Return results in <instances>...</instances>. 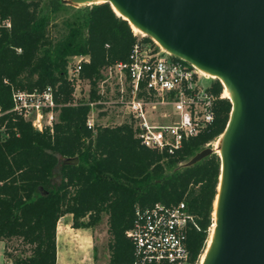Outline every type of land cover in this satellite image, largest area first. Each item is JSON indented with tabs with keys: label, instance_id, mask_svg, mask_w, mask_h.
I'll return each instance as SVG.
<instances>
[{
	"label": "trees",
	"instance_id": "obj_1",
	"mask_svg": "<svg viewBox=\"0 0 264 264\" xmlns=\"http://www.w3.org/2000/svg\"><path fill=\"white\" fill-rule=\"evenodd\" d=\"M0 19L10 22L0 27L1 108L11 107L13 88L48 84L57 86L55 99L61 104L52 132L37 131L9 113L0 117V240L6 254L16 262H53L61 216L70 214L74 228H90L106 214L109 260L130 262L133 244L126 231L136 207L184 200L197 217L198 228L187 235L190 260L195 261L213 225L220 158L214 152L184 164L224 131L230 100H217L210 128L171 155L143 146L126 122L91 130L86 126L89 106L70 104L68 60L89 56L80 75L93 87L104 65L128 58L136 40L129 22L108 2L75 7L63 0H0ZM142 39L153 43L146 35ZM213 86L216 93L223 89L218 79ZM74 157L77 163H62ZM13 241L22 248L19 254L10 246Z\"/></svg>",
	"mask_w": 264,
	"mask_h": 264
},
{
	"label": "water",
	"instance_id": "obj_2",
	"mask_svg": "<svg viewBox=\"0 0 264 264\" xmlns=\"http://www.w3.org/2000/svg\"><path fill=\"white\" fill-rule=\"evenodd\" d=\"M94 1L63 0L72 6ZM99 1L231 90L214 237L201 264H264V0ZM212 153L207 146L184 165Z\"/></svg>",
	"mask_w": 264,
	"mask_h": 264
},
{
	"label": "built area",
	"instance_id": "obj_3",
	"mask_svg": "<svg viewBox=\"0 0 264 264\" xmlns=\"http://www.w3.org/2000/svg\"><path fill=\"white\" fill-rule=\"evenodd\" d=\"M1 26L9 27L10 22L0 19ZM134 35L136 40L128 58L104 65L93 87L80 75L89 56L69 58L66 79L73 87L70 104L89 106L87 128L95 130L96 126L126 122L132 125L143 146L171 155L182 148L185 140L210 128L215 119V103L225 98L223 89L216 93L213 80L217 78H208L192 63L162 50L153 39L152 43L144 41L143 34ZM84 82V95L77 98L76 91ZM56 92L57 86L49 84L32 90L13 88L12 105L7 110L0 106V117L9 113L29 121L37 131L52 132L61 105L55 99ZM0 133H4L2 126ZM205 145L214 149L211 142ZM134 213L133 224L126 231L133 244L132 261L115 263L83 256L75 261L56 258L42 264H198L197 260H190L187 248L188 232L198 228L197 217L184 200L136 207ZM3 264L41 263L16 262L7 256Z\"/></svg>",
	"mask_w": 264,
	"mask_h": 264
},
{
	"label": "rangeland",
	"instance_id": "obj_4",
	"mask_svg": "<svg viewBox=\"0 0 264 264\" xmlns=\"http://www.w3.org/2000/svg\"><path fill=\"white\" fill-rule=\"evenodd\" d=\"M85 5H91V4H85ZM80 5V6H85ZM79 7V6H75ZM139 34V33H137ZM139 36V35H138ZM84 88H85V82L80 85L78 90L76 91V96L79 98L80 96L84 95ZM101 121V119H99ZM222 135L219 134L218 136L211 139L209 142H211L213 145H215V142L219 139V137ZM205 147H207L205 145ZM215 149V147H214ZM213 218V217H212ZM59 234L62 233L65 235L66 239L69 240L71 243H68L71 245V249L75 250L74 253L79 255V257H87L92 256L95 259L98 260H109V250H108V242L110 240V235L108 233V224H107V215L103 214L101 220L98 224H96L93 227L90 228H74L71 225V215L66 214L63 216L59 223ZM211 228H209L208 236H210ZM74 229H80L78 230V235H76V230ZM87 236L89 242L88 243H80V237ZM207 236V239L205 240V245L202 250V252L197 257V263L199 264V261L201 263V258L203 256L202 253H204L206 244H208L209 237ZM17 242L13 241V243L10 244V246L14 247V251L19 254V251L22 249L20 246H16ZM67 246V243H66ZM80 247V248H79ZM69 259L67 261H75L78 260L79 257L75 256H68ZM61 259V257H60Z\"/></svg>",
	"mask_w": 264,
	"mask_h": 264
},
{
	"label": "bare ground",
	"instance_id": "obj_5",
	"mask_svg": "<svg viewBox=\"0 0 264 264\" xmlns=\"http://www.w3.org/2000/svg\"><path fill=\"white\" fill-rule=\"evenodd\" d=\"M94 2H100L99 0H96ZM112 9L113 11L119 15V11L118 9L115 7V6H112ZM131 27L133 29L134 32L136 33H139V34H143L144 35V32H142L141 29H139L138 27L134 26L131 24ZM155 42L162 48V50L166 51V49H164L156 40ZM201 70V69H200ZM208 78L210 79H213V78H216V76L210 72H207V71H204V70H201ZM223 96L232 100V92L231 90L228 88V86H226L225 84H223ZM222 136L221 135L219 137V139L215 142V149H214V152L217 153L218 155L221 156V144H222ZM217 189L219 190L220 189V184L217 186ZM214 207H213V214H212V217H213V225H212V228H211V233H210V236H209V241H208V244H206V248H205V251L203 253V256L201 258V263L203 262L204 260V257H205V253L207 252L208 248L210 247V244L213 240V237H214V228H215V220H216V210H217V204H218V194L216 195L215 197V200H214ZM60 229V228H59ZM200 261H199V264H201Z\"/></svg>",
	"mask_w": 264,
	"mask_h": 264
},
{
	"label": "crops",
	"instance_id": "obj_6",
	"mask_svg": "<svg viewBox=\"0 0 264 264\" xmlns=\"http://www.w3.org/2000/svg\"><path fill=\"white\" fill-rule=\"evenodd\" d=\"M74 230H76V233H77L78 230H80V229H74ZM76 235H78V233ZM87 238H88L87 236L80 237V243L79 244H83L85 242L88 243L89 240ZM66 243H67V246H66ZM68 243H71V242L66 239L65 235H63L62 233L59 234V228H56V258L58 260L67 261L69 259L68 256H70V255L75 256V257H77V256L79 257V255L74 253L75 250H72L71 245H69ZM7 256L8 255L6 254L5 242L0 240V264H3V262ZM60 257H61V259H60Z\"/></svg>",
	"mask_w": 264,
	"mask_h": 264
}]
</instances>
